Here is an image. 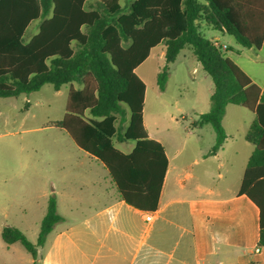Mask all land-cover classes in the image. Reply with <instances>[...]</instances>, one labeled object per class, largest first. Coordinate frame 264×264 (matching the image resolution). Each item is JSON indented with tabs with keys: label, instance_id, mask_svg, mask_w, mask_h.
I'll return each instance as SVG.
<instances>
[{
	"label": "trees",
	"instance_id": "16d2710c",
	"mask_svg": "<svg viewBox=\"0 0 264 264\" xmlns=\"http://www.w3.org/2000/svg\"><path fill=\"white\" fill-rule=\"evenodd\" d=\"M0 0V97L37 92L46 84L56 91L70 85L65 114L55 126L84 152L101 162L130 206L155 212L168 169L163 145L149 137L144 124L146 85L136 70L152 50L165 47L157 75L164 92L170 65L186 47L213 80L208 112L193 126L211 125L216 154L227 140L223 119L228 105L256 115L245 136L255 146L239 194L259 209V242L264 248V89L203 36L200 23L233 36L246 49L264 44V0ZM40 21L38 32H26ZM75 84L79 88H75ZM116 142H134L126 154ZM63 221L51 194L34 244L17 227L5 226L6 244L19 242L39 264L38 247Z\"/></svg>",
	"mask_w": 264,
	"mask_h": 264
},
{
	"label": "crops",
	"instance_id": "0c3cea01",
	"mask_svg": "<svg viewBox=\"0 0 264 264\" xmlns=\"http://www.w3.org/2000/svg\"><path fill=\"white\" fill-rule=\"evenodd\" d=\"M206 27L208 25L200 23L201 33ZM219 33L212 41L241 50L240 54L233 53L237 59L231 55L227 57L264 89V74L252 59L255 50L242 48L233 36ZM261 50H264V44ZM245 54L249 57L241 59ZM159 56L163 63L157 75L165 63V47ZM142 80L146 85L144 124L149 137L163 145L169 163L158 209L145 212L122 200L103 164L81 150L61 129L72 146L84 152L80 157L89 160L88 166L93 168V162H97L107 175L100 178L92 176L91 172L90 176L75 174L67 179L64 182L67 185V190H64L66 214L59 213L60 198L52 193L56 196L57 210L63 221L48 235L45 246L37 248L39 264H264V248L258 247L260 211L246 195L239 194L249 158L255 149L245 136L256 115L248 110L251 117L243 114L233 133L227 132L223 121L227 140L216 154H201L200 159L195 158L187 165L171 163L168 143L157 129L162 122L161 112L165 106L162 96L168 90L169 80L164 92L159 91L156 81L154 99L162 107V110H156V114L147 108L148 85ZM193 82H196V77H193ZM213 89L208 88L207 109L195 110L198 118L209 111ZM230 106L235 105L227 106L225 116ZM174 107L181 118H186L191 110L185 112L179 100L174 102ZM165 114L176 120L172 111L166 110ZM233 116L240 117L237 114ZM213 139L215 143V133ZM118 143L121 147H116L126 154L135 148L134 142ZM201 162L203 165L197 173L192 166ZM216 178L220 183L215 186L205 182ZM86 190L88 192L82 195ZM149 213L153 214L151 222L146 221ZM61 224L65 226H59ZM32 263L33 259L29 263L18 264Z\"/></svg>",
	"mask_w": 264,
	"mask_h": 264
},
{
	"label": "rangeland",
	"instance_id": "374dc122",
	"mask_svg": "<svg viewBox=\"0 0 264 264\" xmlns=\"http://www.w3.org/2000/svg\"><path fill=\"white\" fill-rule=\"evenodd\" d=\"M127 1L123 0L122 3ZM199 1L205 3V0ZM39 25L40 21H34L29 26L26 41L38 32ZM202 34L210 40L220 35L211 26L204 28ZM163 49V45L154 49L152 56L137 70L139 77L148 85L147 108L152 114H156L158 109L162 110L154 99L156 92L153 89L156 91L157 70L163 63L159 55ZM233 53L228 51L227 55L237 59ZM252 53L256 68L264 74V50ZM246 57L249 56L245 54L241 59ZM170 67L172 76L169 78L168 90L162 96L165 106L161 112L162 122L157 129L168 143L171 163L187 165L195 158L200 159L201 154L212 156V126L196 128L193 124L199 120L195 110L207 109L208 88L213 89L214 84L188 47L182 50L175 64ZM195 68L197 70L193 74ZM193 77H196V82H193ZM75 86L79 87L78 84ZM69 88V85H64L56 91L51 84H46L30 94L0 97V264L29 263L32 260L22 244L17 242L11 245L2 240L1 232L5 226L19 228L35 244L52 193L60 198L59 213L66 214L67 196L64 190H67V185L64 182L67 179L75 174L90 176L91 172L92 176L100 178L107 175L103 166L97 162H93V168L89 167V160L80 157L84 152L76 150L64 132L55 126L64 117ZM176 100L180 101L185 112L191 108L186 118H181V114L176 112ZM166 110L172 111L177 121L165 114ZM234 114L240 117L236 118ZM243 114L251 117V112L243 108H228L223 120L227 132H234ZM116 145L121 147L118 142ZM175 154L177 157H174ZM202 165L201 162L192 167L198 173ZM205 182L212 186L220 183L217 178Z\"/></svg>",
	"mask_w": 264,
	"mask_h": 264
},
{
	"label": "built area",
	"instance_id": "2783aa9c",
	"mask_svg": "<svg viewBox=\"0 0 264 264\" xmlns=\"http://www.w3.org/2000/svg\"><path fill=\"white\" fill-rule=\"evenodd\" d=\"M216 45L217 46H221V45H219L218 43H216ZM222 47V49L225 51L226 50V46H221ZM152 218H153V214H151V213H149L147 216H146V221L147 222H151L152 221Z\"/></svg>",
	"mask_w": 264,
	"mask_h": 264
}]
</instances>
